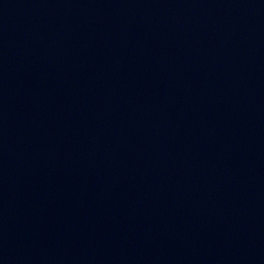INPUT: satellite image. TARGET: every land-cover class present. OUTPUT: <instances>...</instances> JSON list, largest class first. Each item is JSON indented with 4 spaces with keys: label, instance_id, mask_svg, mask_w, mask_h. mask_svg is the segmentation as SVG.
<instances>
[{
    "label": "water",
    "instance_id": "water-1",
    "mask_svg": "<svg viewBox=\"0 0 264 264\" xmlns=\"http://www.w3.org/2000/svg\"><path fill=\"white\" fill-rule=\"evenodd\" d=\"M0 264H264V189L134 124L0 88Z\"/></svg>",
    "mask_w": 264,
    "mask_h": 264
}]
</instances>
